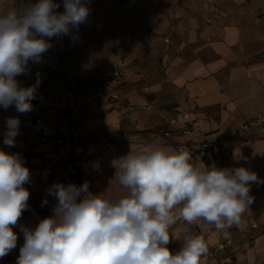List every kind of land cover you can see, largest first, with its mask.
Instances as JSON below:
<instances>
[{"label":"clouds","instance_id":"9594fccd","mask_svg":"<svg viewBox=\"0 0 264 264\" xmlns=\"http://www.w3.org/2000/svg\"><path fill=\"white\" fill-rule=\"evenodd\" d=\"M90 0H33L0 14V107L18 113L33 111L41 83L20 86L18 76L39 64L52 39L70 35L88 20ZM20 120L5 122L4 145L15 147ZM113 180L127 190L118 200L89 192V183L53 184L47 191L57 200L50 217L34 229L20 225L24 235L17 264H201L208 245L199 235L186 236L173 253L169 228L178 220H203L220 232L238 225L253 202V183H264L246 167L201 168L189 152L162 146L130 149L115 159ZM98 167V166H97ZM30 171L19 153L0 149V258L17 245L18 225L28 209L25 184ZM45 199L43 204L46 205Z\"/></svg>","mask_w":264,"mask_h":264},{"label":"crops","instance_id":"0c3cea01","mask_svg":"<svg viewBox=\"0 0 264 264\" xmlns=\"http://www.w3.org/2000/svg\"><path fill=\"white\" fill-rule=\"evenodd\" d=\"M178 7V17L168 20L161 31L159 67L142 76L130 73L129 67L120 102L111 109H100L85 123V132L94 138L117 140L111 156L88 171L93 195L113 201L127 195L113 180L116 169L112 162L121 157V151L152 146L174 151L175 146L187 143L185 137L163 133L170 131V117L183 111L192 113L207 139L233 140L229 149L217 148L193 164L205 169L243 166L264 180V138L255 130H240L243 122L264 118V0H215V12L221 14L215 28L205 21L211 8L204 0H181ZM0 108V149L19 153L31 177L24 185L30 192L29 207L13 228L18 237L16 248L0 258V264H17L24 243L20 225L34 229L52 215L57 200L47 190L57 183L60 168L53 163L56 152L52 146L27 145L21 123L15 147L4 145L5 122L14 116ZM250 195L253 202L243 214L256 219L260 227L234 231V255L241 264H264V183H253ZM202 225L215 228L206 222ZM169 234L168 245L175 253L182 248L187 232L176 222ZM194 235L206 239L202 232Z\"/></svg>","mask_w":264,"mask_h":264},{"label":"built area","instance_id":"2783aa9c","mask_svg":"<svg viewBox=\"0 0 264 264\" xmlns=\"http://www.w3.org/2000/svg\"><path fill=\"white\" fill-rule=\"evenodd\" d=\"M180 1L174 0L170 4V20L178 17ZM204 1L211 8L205 21L215 28L221 14L215 12V0ZM44 58L47 63L43 68L29 76L20 75L16 78L20 86L28 87L36 83V74L40 73L41 83L36 99L32 101L34 110L21 114L12 106L7 111L19 118L22 136L28 146H52L55 149L53 163L60 168L57 183L81 186L85 181L89 183L88 171L111 156L117 141L114 137L106 141L94 138L85 132V123L100 109H111L120 102L128 81L129 64L125 59H120L103 75L93 77L68 71L64 59L50 52L45 53ZM168 126L170 131L163 132L167 136L175 133L188 140L185 144L175 146L174 151L189 152L192 163L209 157L217 148L227 150L233 144L230 138L207 139L189 111L174 113ZM240 130H255L258 136L264 138V118L245 121ZM203 222L201 220L190 225L182 220L177 221L179 226L185 228L187 236L197 232L206 236L208 254L202 258L201 264H241L234 255V231L239 228L243 232H250L260 227L256 219L244 214L238 225L220 232L211 226L203 227ZM212 237L214 241L209 242ZM167 247L173 252L172 246Z\"/></svg>","mask_w":264,"mask_h":264},{"label":"rangeland","instance_id":"374dc122","mask_svg":"<svg viewBox=\"0 0 264 264\" xmlns=\"http://www.w3.org/2000/svg\"><path fill=\"white\" fill-rule=\"evenodd\" d=\"M173 1L90 0L87 22L81 24L78 31L73 29L78 40L73 41L70 35L54 37L47 52L62 57L68 71L83 76H101L120 59L128 62L130 73L134 75L151 73L159 67L163 50L161 31L167 21H171L168 8ZM31 2L33 0H0V14ZM56 2L61 4L57 11H64L62 0ZM44 54L39 64L29 61V71L23 76L46 65ZM158 133L154 132L155 139ZM120 153L124 156L128 152Z\"/></svg>","mask_w":264,"mask_h":264},{"label":"water","instance_id":"95a60500","mask_svg":"<svg viewBox=\"0 0 264 264\" xmlns=\"http://www.w3.org/2000/svg\"><path fill=\"white\" fill-rule=\"evenodd\" d=\"M69 112V111H68Z\"/></svg>","mask_w":264,"mask_h":264}]
</instances>
